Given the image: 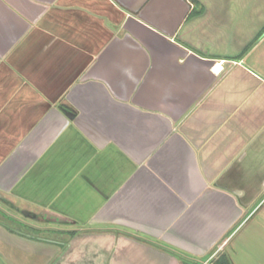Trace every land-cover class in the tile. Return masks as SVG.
<instances>
[{"label":"crops","instance_id":"1","mask_svg":"<svg viewBox=\"0 0 264 264\" xmlns=\"http://www.w3.org/2000/svg\"><path fill=\"white\" fill-rule=\"evenodd\" d=\"M220 255L264 264V0H0V264Z\"/></svg>","mask_w":264,"mask_h":264},{"label":"trees","instance_id":"2","mask_svg":"<svg viewBox=\"0 0 264 264\" xmlns=\"http://www.w3.org/2000/svg\"><path fill=\"white\" fill-rule=\"evenodd\" d=\"M28 229H32V228H28ZM212 264H231V262L229 261L227 256L220 255Z\"/></svg>","mask_w":264,"mask_h":264},{"label":"rangeland","instance_id":"3","mask_svg":"<svg viewBox=\"0 0 264 264\" xmlns=\"http://www.w3.org/2000/svg\"><path fill=\"white\" fill-rule=\"evenodd\" d=\"M28 230V228H25V231H27ZM32 231H33V234L34 235H40V236H43V237H52L51 235H50V233H47V231H42V230H34V229H31ZM30 230V231H31Z\"/></svg>","mask_w":264,"mask_h":264},{"label":"built area","instance_id":"4","mask_svg":"<svg viewBox=\"0 0 264 264\" xmlns=\"http://www.w3.org/2000/svg\"><path fill=\"white\" fill-rule=\"evenodd\" d=\"M215 68H216L217 73H221L224 70V67L222 64L215 65Z\"/></svg>","mask_w":264,"mask_h":264}]
</instances>
